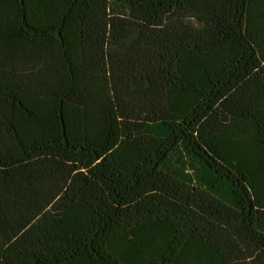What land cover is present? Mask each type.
I'll use <instances>...</instances> for the list:
<instances>
[{
	"label": "trees",
	"instance_id": "trees-1",
	"mask_svg": "<svg viewBox=\"0 0 264 264\" xmlns=\"http://www.w3.org/2000/svg\"><path fill=\"white\" fill-rule=\"evenodd\" d=\"M0 264H264V0H0Z\"/></svg>",
	"mask_w": 264,
	"mask_h": 264
}]
</instances>
